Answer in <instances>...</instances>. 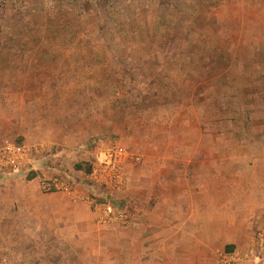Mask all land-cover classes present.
Masks as SVG:
<instances>
[{
  "label": "rangeland",
  "instance_id": "rangeland-1",
  "mask_svg": "<svg viewBox=\"0 0 264 264\" xmlns=\"http://www.w3.org/2000/svg\"><path fill=\"white\" fill-rule=\"evenodd\" d=\"M4 141L29 146L31 160L0 172L3 179L72 171L97 202L126 203L135 217L143 160L161 159L173 145L182 159L194 156L188 145H199L198 158L209 144L206 155L215 159L221 144H264V0H0ZM107 145L126 155L127 192L86 175ZM80 162L88 173L75 168ZM12 198H0V213L17 211ZM19 213L0 216V264L106 261L85 232L32 231ZM135 228L140 247L143 225Z\"/></svg>",
  "mask_w": 264,
  "mask_h": 264
},
{
  "label": "crops",
  "instance_id": "crops-1",
  "mask_svg": "<svg viewBox=\"0 0 264 264\" xmlns=\"http://www.w3.org/2000/svg\"><path fill=\"white\" fill-rule=\"evenodd\" d=\"M176 146L161 159L143 160V208L127 224L100 223L94 210L96 198L81 179L71 176L72 171L66 177L71 181L69 191H43L38 176L25 182L0 177V198L12 195L20 202L17 211H2L1 220L20 212L32 231L48 232V226L49 232L68 228L85 232L95 245L94 254L99 252L106 260L103 264H121V259L124 264H219V253L225 249L240 253L238 264H264V256L247 255L264 227V144H221L215 159L206 155L212 145H201L204 151L198 158L194 156L199 145H188L195 147L194 156L189 158L192 151H188L182 159ZM132 161L130 155L128 168ZM123 180L116 188L104 187L112 193L132 189L125 174ZM22 187L32 192H18ZM136 224L143 225L140 247L133 241ZM124 236L126 243L121 240ZM123 248L131 250L134 260L123 255Z\"/></svg>",
  "mask_w": 264,
  "mask_h": 264
},
{
  "label": "built area",
  "instance_id": "built-area-1",
  "mask_svg": "<svg viewBox=\"0 0 264 264\" xmlns=\"http://www.w3.org/2000/svg\"><path fill=\"white\" fill-rule=\"evenodd\" d=\"M126 155L121 148L115 145L105 146L95 155L92 171L88 173V178L93 182L109 185L111 187L120 186L123 183L120 166ZM31 160L30 147L19 144L15 141H4L0 145V172L14 171L25 168ZM70 180L60 175H52L40 178L39 183L43 191H69ZM126 204V203H125ZM125 204H114L110 200L96 202L94 210L96 218L100 223H111L113 221L127 224L132 221L134 211H131ZM248 256L260 258L264 256V227L256 233L253 243L247 250ZM241 255L237 250H223L219 253V264H238Z\"/></svg>",
  "mask_w": 264,
  "mask_h": 264
},
{
  "label": "trees",
  "instance_id": "trees-1",
  "mask_svg": "<svg viewBox=\"0 0 264 264\" xmlns=\"http://www.w3.org/2000/svg\"><path fill=\"white\" fill-rule=\"evenodd\" d=\"M16 143H19L20 144L21 142H16ZM82 166L83 165H82L81 162L75 164V168L78 169V170H83L85 173H88L90 171V165H88V167L86 169H84ZM35 175L36 174L34 172H30L29 173V178H32Z\"/></svg>",
  "mask_w": 264,
  "mask_h": 264
}]
</instances>
